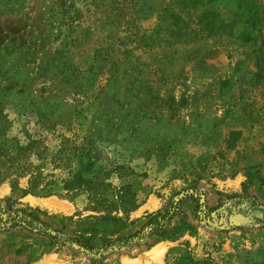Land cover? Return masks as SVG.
<instances>
[{"label": "rangeland", "instance_id": "1", "mask_svg": "<svg viewBox=\"0 0 264 264\" xmlns=\"http://www.w3.org/2000/svg\"><path fill=\"white\" fill-rule=\"evenodd\" d=\"M0 264H264V0H0ZM80 250L81 252L77 251Z\"/></svg>", "mask_w": 264, "mask_h": 264}, {"label": "trees", "instance_id": "2", "mask_svg": "<svg viewBox=\"0 0 264 264\" xmlns=\"http://www.w3.org/2000/svg\"><path fill=\"white\" fill-rule=\"evenodd\" d=\"M184 215L180 207V203H173L164 211L149 218L142 228L126 237L119 238L116 241L110 242L101 247H94L92 245H84L76 239L60 238L58 233L47 232L41 222H38L35 213L31 209H8V211L0 210V232H9L17 228H22L30 233L39 234L50 240H55L73 249V245H77L86 255L92 259L102 258L105 253L130 248L134 245H139L150 234L160 231L170 225L171 219L175 215ZM81 252L80 250H78Z\"/></svg>", "mask_w": 264, "mask_h": 264}]
</instances>
